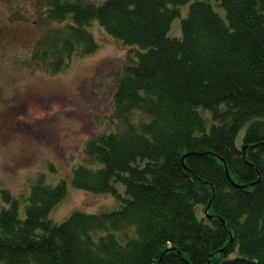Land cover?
<instances>
[{
    "label": "trees",
    "instance_id": "16d2710c",
    "mask_svg": "<svg viewBox=\"0 0 264 264\" xmlns=\"http://www.w3.org/2000/svg\"><path fill=\"white\" fill-rule=\"evenodd\" d=\"M37 1L49 25L31 63L48 72L98 50L96 20L128 46L113 101L124 128L89 141L91 165L72 175L121 206L56 223L68 183L40 178L25 219L16 200L0 211V264H264V0Z\"/></svg>",
    "mask_w": 264,
    "mask_h": 264
},
{
    "label": "rangeland",
    "instance_id": "374dc122",
    "mask_svg": "<svg viewBox=\"0 0 264 264\" xmlns=\"http://www.w3.org/2000/svg\"><path fill=\"white\" fill-rule=\"evenodd\" d=\"M213 5L225 18L224 10ZM190 6L181 7L170 36L182 37V21ZM46 9L37 0H0V211L11 208L16 200L19 216L25 219L32 188L40 178L52 186L65 180L68 194L50 213V219L62 223L75 211L100 214L121 206L112 193L95 194L75 187L72 175L77 166L91 165L85 154L89 141L124 128L114 121L113 101L129 49L96 20L88 29L98 41V50L75 56L58 73L48 72L31 63L36 42L46 28L42 25H49L40 20ZM244 133L245 129L240 138ZM117 188L126 197L125 186L117 183ZM202 209V205L197 207L199 218Z\"/></svg>",
    "mask_w": 264,
    "mask_h": 264
}]
</instances>
